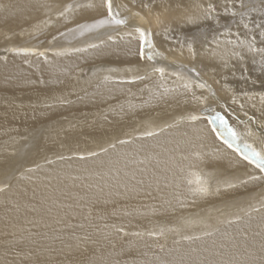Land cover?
<instances>
[{
	"label": "bare ground",
	"instance_id": "bare-ground-1",
	"mask_svg": "<svg viewBox=\"0 0 264 264\" xmlns=\"http://www.w3.org/2000/svg\"><path fill=\"white\" fill-rule=\"evenodd\" d=\"M111 2L126 24L81 36L106 17L102 0H0V264H264V180L248 179L264 174L209 122L218 113L264 150L262 57L243 50L225 66L214 54L226 32L264 47L260 0H234L251 33L227 0ZM136 27L152 33L144 59ZM24 48L34 54L10 50ZM192 173L210 195H191Z\"/></svg>",
	"mask_w": 264,
	"mask_h": 264
},
{
	"label": "snow or ice",
	"instance_id": "snow-or-ice-1",
	"mask_svg": "<svg viewBox=\"0 0 264 264\" xmlns=\"http://www.w3.org/2000/svg\"><path fill=\"white\" fill-rule=\"evenodd\" d=\"M135 2V0H133ZM103 5L107 8V15L104 18L97 19L93 23H86V24H80L77 26L79 30V34L83 36L85 33H91L92 31L99 29L105 25L108 24H115V25H125L126 24V19H121L119 17V12H113V6L111 0H102ZM261 7H260V12L261 15H264V0H260ZM239 7L241 9H244L248 7L246 0H238ZM234 0H227V3L225 4V9L228 12H231L233 16L239 15L241 18V24L244 29L248 31V33L252 32V29L249 28V23L245 22L244 17L246 13L244 11H233V8L235 7ZM77 8L80 7H88L92 8L94 7L93 4L88 3L86 5H76ZM145 8H149V5L145 3L143 5ZM73 10V5L68 4L65 6L64 10L59 13L60 16L65 17L67 19V13ZM253 11L256 9L253 8ZM214 12V7L211 3L207 5V7L204 9V18L211 19L212 18V13ZM191 22V19H190ZM256 28L259 29V35L261 38L262 43H264V22H259L256 24ZM70 31H76L75 29L70 30ZM135 31L139 34V54L140 58L144 59L145 58V49H152L153 48V42L151 39L152 33L150 30H144L139 27L135 28ZM61 35H65L64 33H61ZM224 35L226 36H233L235 37L234 39L228 38L224 39L223 41H220L218 38L217 39V48H222L223 51L220 53H216L214 51V54H218L221 56L222 59H224L225 66H227V60L232 57H240L241 59L243 58V50H246L249 53H256L259 54L262 57L261 64L264 65V47H258L256 45V40L254 38H248L246 37L244 39H241L238 33H231V32H226ZM55 39V37H54ZM108 40L112 41L113 37L111 35L108 36ZM104 41H100V43H88L85 47L82 48H74V49H65L64 51L57 52L55 53L56 55H64L67 54L68 52H84L87 51L88 49H97L99 48ZM191 44L188 45V48L191 50ZM241 49L242 51H235V49ZM11 51H15L18 54L19 53H24L25 55L29 53L34 54L33 49H10ZM39 55H44V53H39ZM156 56L161 55L159 52L155 53ZM154 55L152 52L147 53V59L148 60H153ZM264 71V67L261 69ZM155 72L160 73L161 78H163L165 69L164 68H154ZM191 71H195V69H192ZM174 75L177 76L178 79L185 80V83L183 87L186 90L191 91L192 89V82L189 78L184 77L181 75L179 72L174 73ZM107 79V77H106ZM136 79H144V77H136ZM195 87L197 88H208L209 91L210 86L207 85L204 82H199L196 83ZM214 95V93H213ZM194 99H200L199 97H195ZM262 101H264V95L261 96ZM202 102V101H201ZM188 120L190 121H197L199 117L197 115H189L187 117ZM211 124L218 125V127H214L212 131L216 133V138L221 139L222 142L227 146L228 149L232 150L234 153H236L237 156L240 157L241 160L246 161L249 165L254 166L256 169L259 170L261 174H264V150H257L251 143H248L246 141H242L240 134L237 133L235 129L229 126L228 122L224 119L223 116L219 115L218 113L212 116L209 120ZM251 135V132L249 131L248 133ZM147 136H152L154 135L153 132L148 131L146 132ZM126 141H121V143H125ZM94 155V153H93ZM191 179H188V184L194 185V187L189 188V192L193 196H200V197H205L211 194V184L210 180L208 178L202 177L198 173H192ZM249 180H264V175L261 176H250L248 178ZM247 181H241V183H246ZM227 188H233L236 185L231 183L230 181H224L223 182ZM216 191H219V187L216 188ZM264 207V205H262ZM251 211H258L256 208H251ZM248 215V213H245ZM237 220L240 219V217L236 218ZM229 223H232V221H229ZM120 231V229H118ZM161 234H163V230L161 231ZM134 235H141L140 233H135ZM149 235H153V233H149ZM206 236H211V232H206L204 233ZM185 240H192V239H200V237H189L185 236L183 237Z\"/></svg>",
	"mask_w": 264,
	"mask_h": 264
},
{
	"label": "rangeland",
	"instance_id": "rangeland-1",
	"mask_svg": "<svg viewBox=\"0 0 264 264\" xmlns=\"http://www.w3.org/2000/svg\"><path fill=\"white\" fill-rule=\"evenodd\" d=\"M85 75H87V73H85ZM214 115H215V114H214ZM214 115H213V116H214Z\"/></svg>",
	"mask_w": 264,
	"mask_h": 264
}]
</instances>
